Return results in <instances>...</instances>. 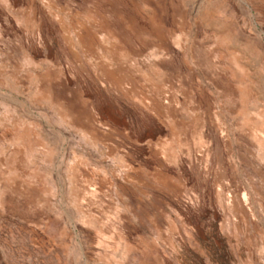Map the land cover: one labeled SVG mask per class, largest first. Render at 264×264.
I'll list each match as a JSON object with an SVG mask.
<instances>
[{
  "label": "rangeland",
  "instance_id": "374dc122",
  "mask_svg": "<svg viewBox=\"0 0 264 264\" xmlns=\"http://www.w3.org/2000/svg\"><path fill=\"white\" fill-rule=\"evenodd\" d=\"M0 264H264V0H0Z\"/></svg>",
  "mask_w": 264,
  "mask_h": 264
}]
</instances>
